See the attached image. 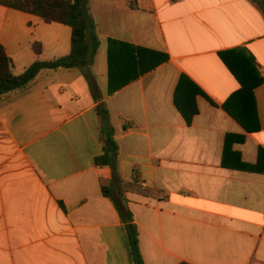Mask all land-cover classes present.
Listing matches in <instances>:
<instances>
[{"label":"crops","instance_id":"obj_1","mask_svg":"<svg viewBox=\"0 0 264 264\" xmlns=\"http://www.w3.org/2000/svg\"><path fill=\"white\" fill-rule=\"evenodd\" d=\"M88 12L99 46L87 69H45L0 97V264H133L102 193L113 169L144 264H264V174L221 166L228 134L244 138L232 145L244 163L264 150V9L88 0ZM0 46L18 75L67 56L71 29L0 5ZM257 77L246 131L223 105ZM181 78L202 93L189 124ZM109 129L117 157L98 166Z\"/></svg>","mask_w":264,"mask_h":264},{"label":"trees","instance_id":"obj_2","mask_svg":"<svg viewBox=\"0 0 264 264\" xmlns=\"http://www.w3.org/2000/svg\"><path fill=\"white\" fill-rule=\"evenodd\" d=\"M256 1L264 9V0ZM0 5L38 16L45 23H59L71 29V50L67 56L52 61L36 60L18 75L12 72L11 60L0 46V97L8 96L26 87L45 69L85 70L88 68L99 46L95 26L88 12V0H0ZM33 51L35 55H38L41 52V46L34 43ZM238 82L240 89L224 103L223 109L247 131L246 122L255 118L252 90L262 83V79L257 77L251 84H245L241 80ZM196 95H202L201 91L195 90L186 78H181L175 90L174 105L187 124L197 114L194 99ZM247 98L251 99V103L247 101ZM251 109L254 115L252 117ZM243 141L244 138L241 136L232 134L225 136L221 166L229 170L264 174V150L259 148L255 164L242 162L240 155L232 151L233 144ZM104 144V153L95 159V164L112 166L117 157V145L113 140V131L110 129L105 132ZM122 192L120 180L113 169L111 184L108 187H102V193L112 201L125 225L133 264H144L138 246V233Z\"/></svg>","mask_w":264,"mask_h":264}]
</instances>
